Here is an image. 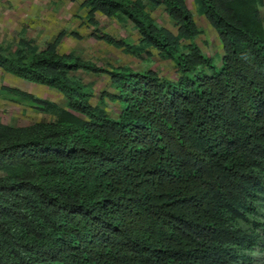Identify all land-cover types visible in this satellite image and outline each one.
I'll return each instance as SVG.
<instances>
[{"label":"trees","instance_id":"obj_1","mask_svg":"<svg viewBox=\"0 0 264 264\" xmlns=\"http://www.w3.org/2000/svg\"><path fill=\"white\" fill-rule=\"evenodd\" d=\"M193 1L220 45L217 65L193 42L183 0L84 1L88 20L122 17L137 35L97 39L135 59L155 54L173 79L59 55L58 38L0 46V70L63 99L1 89L52 120L0 124V264H264L262 1ZM159 6L173 32L150 18ZM77 71L106 75L113 92L92 106Z\"/></svg>","mask_w":264,"mask_h":264},{"label":"crops","instance_id":"obj_2","mask_svg":"<svg viewBox=\"0 0 264 264\" xmlns=\"http://www.w3.org/2000/svg\"><path fill=\"white\" fill-rule=\"evenodd\" d=\"M84 1L0 0V46L3 49L10 45L17 47V43L22 40L36 48L41 44L42 48L45 44H51L58 38L59 42L55 48L58 53L63 52L62 50L73 49L72 44L74 42L90 38L93 42H100L107 48L110 47L97 39V35L100 34L111 36L116 40L125 41L131 45L137 43V35L131 23L122 17L107 18L99 12H93L91 20H88L89 8L84 4ZM183 1L192 15L193 22L194 15L192 11L200 22L204 21L208 25L205 19L198 14L193 0ZM261 1L262 8L264 7V0ZM147 12L157 26L170 32L173 31L171 23L161 6L152 10L147 9ZM115 50L121 52V49ZM71 51L63 52L64 54L59 55H71ZM121 54L123 53L121 52ZM0 71L3 75L12 77L2 70Z\"/></svg>","mask_w":264,"mask_h":264},{"label":"rangeland","instance_id":"obj_3","mask_svg":"<svg viewBox=\"0 0 264 264\" xmlns=\"http://www.w3.org/2000/svg\"><path fill=\"white\" fill-rule=\"evenodd\" d=\"M192 14L194 15V24L200 31V35L197 36L193 42L205 56L211 58L212 62L217 65L221 50L215 33L204 21H201L204 23L202 25L193 11ZM260 14L264 17V7L261 8ZM170 30L172 31V29ZM37 47V49H41V44ZM72 48L73 49L62 51L67 52L72 50L71 55L73 57L84 60L85 62H90L97 67L110 68L124 66L134 71L151 70L161 78L173 79L174 77L172 64L167 61H160L156 58L155 54L149 58H142L139 60L121 54L119 50H115L111 47L107 48L100 42H93L90 38H85L84 41L74 42ZM3 50L5 53L11 54L16 50V46L10 45ZM63 52H58V54H64ZM73 75L91 89L92 97L90 99V104L92 106L97 103L99 95L113 92L109 79L104 74L94 75L77 71ZM0 88L13 89L19 93L52 103L58 107L63 106V99L55 91L41 85L24 82L13 76L3 75L1 71ZM103 103L107 113L111 115L116 112L115 105L110 104L107 100H103ZM35 107L34 104L17 95L3 94L0 92V124L12 127H25L33 123L52 120V115L50 113L38 110ZM262 213L264 215V206L262 208Z\"/></svg>","mask_w":264,"mask_h":264}]
</instances>
